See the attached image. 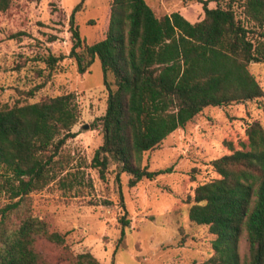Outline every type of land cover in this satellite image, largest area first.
Instances as JSON below:
<instances>
[{
	"label": "trees",
	"instance_id": "1",
	"mask_svg": "<svg viewBox=\"0 0 264 264\" xmlns=\"http://www.w3.org/2000/svg\"><path fill=\"white\" fill-rule=\"evenodd\" d=\"M189 1L202 6L200 21L190 23L179 12L156 17L145 0H111L106 35L93 45L84 43L75 24L80 3L69 16L67 56L42 58L47 79L66 57L79 74L100 61L107 98L104 115L94 123L102 144L91 165L101 179L109 160L118 166L117 184L120 173L126 174L128 188L169 173L142 166L143 154L206 108L255 102L264 113V91L249 69L264 63V0ZM9 4L0 0V13ZM74 99L66 93L0 108V191L6 194L0 206V264H42L38 240L59 250L61 264H101L90 253L74 255L64 236L32 211L31 195L63 179L61 153L76 137ZM245 135L247 145L241 147L247 149L225 142L230 153L210 162L218 178L196 186L188 198L190 222L207 227L213 237L211 256L198 264H264V129L253 120ZM120 223L128 226L124 218ZM123 239L122 228L116 248L121 242L125 247Z\"/></svg>",
	"mask_w": 264,
	"mask_h": 264
},
{
	"label": "rangeland",
	"instance_id": "2",
	"mask_svg": "<svg viewBox=\"0 0 264 264\" xmlns=\"http://www.w3.org/2000/svg\"><path fill=\"white\" fill-rule=\"evenodd\" d=\"M110 2L10 0L8 9L0 13V108L72 93L78 110L71 130L76 137L66 142L61 153L63 179L31 195L33 215L50 231L63 235L74 255L90 253L101 264H198L211 256L213 237L207 227L190 222L188 198L196 186L218 178L210 162L230 153L225 142L236 150L247 149L241 147V143L247 145L246 125L257 120L264 129V113L255 102L206 108L143 154L142 166L149 171L168 169L169 173L128 188L126 174L120 173L117 184L118 166L109 160L101 179L91 165L102 144L101 129L94 123L104 115L107 98L100 61L96 58L86 73L79 74L74 61L66 57L47 79L42 58L67 56L71 47L69 16L80 3L81 10L74 17L80 37L86 45L102 40ZM145 2L156 17L179 12L190 23L203 18L202 6L194 1ZM208 7L214 8L215 3ZM50 36L55 41L49 42ZM249 69L264 91V63L251 64ZM107 81L114 89L110 73ZM5 203L6 194L0 191V206ZM122 218L128 220L127 227H122ZM122 228L125 247L121 242L116 248ZM35 249L42 264H61L59 250L51 244L38 240Z\"/></svg>",
	"mask_w": 264,
	"mask_h": 264
},
{
	"label": "water",
	"instance_id": "3",
	"mask_svg": "<svg viewBox=\"0 0 264 264\" xmlns=\"http://www.w3.org/2000/svg\"><path fill=\"white\" fill-rule=\"evenodd\" d=\"M86 128V126H84Z\"/></svg>",
	"mask_w": 264,
	"mask_h": 264
}]
</instances>
